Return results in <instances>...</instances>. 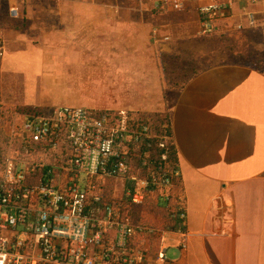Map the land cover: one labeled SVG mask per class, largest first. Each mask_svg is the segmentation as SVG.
I'll list each match as a JSON object with an SVG mask.
<instances>
[{
  "label": "crops",
  "instance_id": "obj_1",
  "mask_svg": "<svg viewBox=\"0 0 264 264\" xmlns=\"http://www.w3.org/2000/svg\"><path fill=\"white\" fill-rule=\"evenodd\" d=\"M207 1L158 13L151 0H0V98L15 105L2 86L16 59H31L42 88L56 60L107 61L132 92L128 110L167 114L187 212L175 264H264V0L254 25L236 4L229 23L201 36L197 6ZM161 52L194 62L180 72L191 76L183 87H166Z\"/></svg>",
  "mask_w": 264,
  "mask_h": 264
},
{
  "label": "built area",
  "instance_id": "obj_2",
  "mask_svg": "<svg viewBox=\"0 0 264 264\" xmlns=\"http://www.w3.org/2000/svg\"><path fill=\"white\" fill-rule=\"evenodd\" d=\"M191 1L150 6L183 11ZM262 1L199 4L198 34L218 33L236 4L254 25L252 8ZM4 52L0 35V59ZM0 124L10 126L0 169V264H175L186 251L187 212L167 124L126 108L70 105L0 107Z\"/></svg>",
  "mask_w": 264,
  "mask_h": 264
},
{
  "label": "rangeland",
  "instance_id": "obj_3",
  "mask_svg": "<svg viewBox=\"0 0 264 264\" xmlns=\"http://www.w3.org/2000/svg\"><path fill=\"white\" fill-rule=\"evenodd\" d=\"M214 48H221V44L215 42ZM10 58V57H9ZM11 59V58H10ZM9 60V59H8ZM7 60V61H8ZM253 64L258 61L252 58H246ZM11 62V61H9ZM31 59L19 58L4 69L3 76V100L13 103L20 110L32 107H51L55 105H64L66 102L72 105L85 106L88 108H126L132 109L126 105L125 99H132V92L126 91L124 87L125 79L117 75L110 74V69L105 63L107 61L93 59H64L54 61L52 74L43 76L42 85L32 74ZM6 63V60L5 62ZM36 63V62H34ZM33 63V64H34ZM261 66L260 64H258ZM28 68L29 73H28ZM180 73L175 70L173 74ZM29 74V75H28ZM45 90V91H42ZM43 96H46L43 97ZM49 97V98H47ZM138 98V96H136ZM52 98L54 103H50ZM18 102H26V105H18ZM39 102H49L42 106L35 105ZM11 106L2 102L0 98V107ZM147 113V112H139ZM162 113V112H160ZM10 126L0 124V166L2 156L6 153ZM3 144V145H2ZM175 249H170L168 254L174 258Z\"/></svg>",
  "mask_w": 264,
  "mask_h": 264
},
{
  "label": "trees",
  "instance_id": "obj_4",
  "mask_svg": "<svg viewBox=\"0 0 264 264\" xmlns=\"http://www.w3.org/2000/svg\"><path fill=\"white\" fill-rule=\"evenodd\" d=\"M160 62L162 65L164 80H165V84L167 88L183 87L187 83L189 78L191 77L185 73H182V74L180 73L173 74V73L175 70H178V72H182V70H184L185 68L189 69L190 66L194 65V62L192 60L180 59L179 56H176L170 53L167 54V53L161 52ZM139 114L151 117L156 122L165 123L170 128L167 114L164 112L162 113L150 112V113H139ZM1 143L2 141L0 142V147H1ZM171 158L174 162H177V156H176L175 149L172 150ZM2 159H3V156H2ZM0 169H1V166H0Z\"/></svg>",
  "mask_w": 264,
  "mask_h": 264
}]
</instances>
